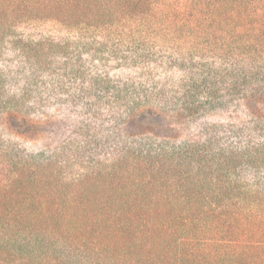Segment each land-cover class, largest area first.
<instances>
[{
	"label": "trees",
	"instance_id": "obj_1",
	"mask_svg": "<svg viewBox=\"0 0 264 264\" xmlns=\"http://www.w3.org/2000/svg\"><path fill=\"white\" fill-rule=\"evenodd\" d=\"M0 264H264V0H0Z\"/></svg>",
	"mask_w": 264,
	"mask_h": 264
},
{
	"label": "rangeland",
	"instance_id": "obj_2",
	"mask_svg": "<svg viewBox=\"0 0 264 264\" xmlns=\"http://www.w3.org/2000/svg\"><path fill=\"white\" fill-rule=\"evenodd\" d=\"M54 117H50V116H46V115H44V116H42V115H40V117L39 118H36L35 120H34V122H36V124L38 125H40V124H43V123H48V122H50V121H52L53 123H54V119H53ZM49 119H51V120H49ZM54 120V121H53ZM58 120H61V119H58ZM58 120H56V121H58ZM56 124V123H55ZM57 126L59 125V124H56ZM61 132V131H60ZM59 135V132H58V134H57V136Z\"/></svg>",
	"mask_w": 264,
	"mask_h": 264
}]
</instances>
